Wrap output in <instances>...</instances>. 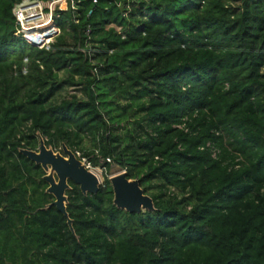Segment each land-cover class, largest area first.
<instances>
[{"label":"trees","instance_id":"trees-1","mask_svg":"<svg viewBox=\"0 0 264 264\" xmlns=\"http://www.w3.org/2000/svg\"><path fill=\"white\" fill-rule=\"evenodd\" d=\"M21 1L0 0V264H264V0H67L43 48ZM38 133L105 161L98 194L70 182L76 236L20 153ZM112 165L155 211L114 205Z\"/></svg>","mask_w":264,"mask_h":264},{"label":"water","instance_id":"water-1","mask_svg":"<svg viewBox=\"0 0 264 264\" xmlns=\"http://www.w3.org/2000/svg\"><path fill=\"white\" fill-rule=\"evenodd\" d=\"M39 148L37 150L20 149V153L41 166L45 175L43 180L48 187L46 193L54 198L48 208L55 207L67 219V224L76 236L73 220L68 213L69 198L67 192L71 190L70 182L76 184L84 196L99 193L102 183L100 178L91 171L86 163L79 159L68 146L62 147V152H56L47 146L43 136L38 133ZM114 192V205L131 214L155 211L153 199L146 195L139 180H130L123 171L109 178Z\"/></svg>","mask_w":264,"mask_h":264},{"label":"rangeland","instance_id":"rangeland-1","mask_svg":"<svg viewBox=\"0 0 264 264\" xmlns=\"http://www.w3.org/2000/svg\"><path fill=\"white\" fill-rule=\"evenodd\" d=\"M43 8L48 9V7L44 6ZM52 9V8H50ZM65 10L67 9V2L65 0H61L59 4L53 10ZM37 14L41 15L42 17H37L32 20H29L26 24L27 31L23 32V36L25 39H28L31 42H35L38 45H48L49 43L53 42L54 38L59 34H56V31L58 30L54 19L51 21V14L49 12L41 13V10H38ZM50 20V21H49ZM77 92V91H76ZM75 91L72 88H67L62 92V96H67L70 94H74ZM80 95V93H78ZM83 148L84 150L90 152L94 150V146L92 144L91 137L87 136L83 141ZM56 150L60 151L62 148H57ZM77 156L79 159L83 158V151L77 152ZM85 163H89L88 158H83ZM105 161L103 158H100V166L99 167H93L91 164H89V169L93 171L101 180V183L104 184L105 182V169H104ZM123 170L119 168L116 165H112L110 169V173L108 175V178H111L117 174L122 173Z\"/></svg>","mask_w":264,"mask_h":264},{"label":"built area","instance_id":"built-area-1","mask_svg":"<svg viewBox=\"0 0 264 264\" xmlns=\"http://www.w3.org/2000/svg\"><path fill=\"white\" fill-rule=\"evenodd\" d=\"M65 1L67 2V0H65ZM60 2H61V0H53L50 2L22 0L20 3H18L14 9V15L17 19V24L19 25V30H18L17 35L22 36L25 39V37L23 36V34H24L23 32L27 31V29H26L27 22L29 20L34 19V18L42 17L41 15L37 14L38 10H41V13H44V11L49 12L52 16L50 19L52 21L54 18V13L56 11H58L57 9H55V11H54L53 8H55L57 6V4H59ZM95 3H97V1H95ZM44 6L45 7L47 6L48 9L43 8ZM50 8H52V9H50ZM61 11H64V10H61ZM57 33H59V30L56 31V34ZM25 40L27 42H29L30 44L39 46L40 48L47 46V45H38L37 43L31 42L28 39H25ZM82 160L84 161V159H82ZM106 163H112V162L110 159H107ZM86 165L89 168V163H87Z\"/></svg>","mask_w":264,"mask_h":264},{"label":"flooded vegetation","instance_id":"flooded-vegetation-1","mask_svg":"<svg viewBox=\"0 0 264 264\" xmlns=\"http://www.w3.org/2000/svg\"><path fill=\"white\" fill-rule=\"evenodd\" d=\"M39 148V147H38ZM56 152H62V150L58 151V150H55Z\"/></svg>","mask_w":264,"mask_h":264}]
</instances>
